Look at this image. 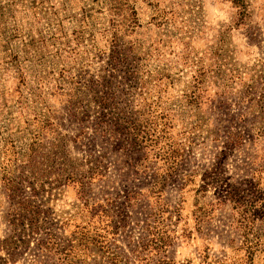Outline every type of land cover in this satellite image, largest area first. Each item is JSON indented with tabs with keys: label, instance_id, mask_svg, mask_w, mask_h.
<instances>
[{
	"label": "rangeland",
	"instance_id": "374dc122",
	"mask_svg": "<svg viewBox=\"0 0 264 264\" xmlns=\"http://www.w3.org/2000/svg\"><path fill=\"white\" fill-rule=\"evenodd\" d=\"M252 196L264 0H0V264H242Z\"/></svg>",
	"mask_w": 264,
	"mask_h": 264
},
{
	"label": "trees",
	"instance_id": "16d2710c",
	"mask_svg": "<svg viewBox=\"0 0 264 264\" xmlns=\"http://www.w3.org/2000/svg\"><path fill=\"white\" fill-rule=\"evenodd\" d=\"M235 204L237 206L242 207V213H241V221L240 227L244 230V240L242 241V246L246 248V261H244L242 264H251L253 254L256 250L259 248H262L264 246L263 243L260 241V235L256 234L254 232V223H255V217H256V207H260L259 204L264 205V199H255L253 196L248 199L247 201L242 198H237L234 200ZM83 229V228H82ZM79 227H77V234L78 236L82 234L80 239L73 240L72 244L65 249V251L61 250H55L52 251V243L51 238L52 235L41 242V250L46 255H48L49 252L53 253L54 256H59V260L62 262L65 260H70L72 258L71 254L72 252H76L77 248L80 246H84V236H86V239H89V232H85ZM253 236V239H250V237ZM147 239V238H146ZM169 236H166V234H160L159 230L155 228L154 230H150V239L146 240L145 242H140L139 245L136 247L137 257L140 255L141 251L144 249H149L148 253L153 255V252H158L159 250L163 249L165 247L166 243L168 242ZM83 241V242H82ZM158 254V253H157ZM75 258V257H73ZM111 264H117L116 255L112 256V262ZM155 264H169L167 259L164 256L156 257Z\"/></svg>",
	"mask_w": 264,
	"mask_h": 264
}]
</instances>
